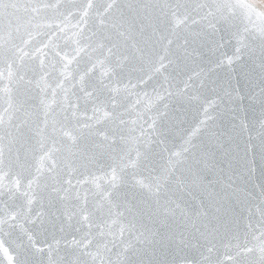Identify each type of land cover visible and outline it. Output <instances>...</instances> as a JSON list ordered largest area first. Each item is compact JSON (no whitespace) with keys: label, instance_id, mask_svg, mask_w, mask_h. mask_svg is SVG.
<instances>
[{"label":"snow or ice","instance_id":"snow-or-ice-1","mask_svg":"<svg viewBox=\"0 0 264 264\" xmlns=\"http://www.w3.org/2000/svg\"><path fill=\"white\" fill-rule=\"evenodd\" d=\"M0 264H264V0H0Z\"/></svg>","mask_w":264,"mask_h":264}]
</instances>
